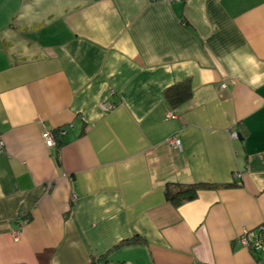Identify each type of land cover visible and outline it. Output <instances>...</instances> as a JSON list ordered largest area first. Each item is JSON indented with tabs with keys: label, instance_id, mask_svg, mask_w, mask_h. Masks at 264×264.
<instances>
[{
	"label": "crops",
	"instance_id": "1",
	"mask_svg": "<svg viewBox=\"0 0 264 264\" xmlns=\"http://www.w3.org/2000/svg\"><path fill=\"white\" fill-rule=\"evenodd\" d=\"M0 134V264H264V0H0Z\"/></svg>",
	"mask_w": 264,
	"mask_h": 264
},
{
	"label": "trees",
	"instance_id": "2",
	"mask_svg": "<svg viewBox=\"0 0 264 264\" xmlns=\"http://www.w3.org/2000/svg\"><path fill=\"white\" fill-rule=\"evenodd\" d=\"M164 96L169 105L173 108L179 107L188 101L192 96V85L189 79L178 82L164 92ZM224 184L222 186H228ZM220 184L211 182L182 183L170 182L165 187V197L172 204L179 205L185 201L192 200L196 197L199 189L218 188ZM259 232V231H258ZM142 240L139 236L132 239L124 240L123 243L130 244ZM260 251V250H254Z\"/></svg>",
	"mask_w": 264,
	"mask_h": 264
},
{
	"label": "built area",
	"instance_id": "3",
	"mask_svg": "<svg viewBox=\"0 0 264 264\" xmlns=\"http://www.w3.org/2000/svg\"><path fill=\"white\" fill-rule=\"evenodd\" d=\"M170 1H172V0H170ZM114 106H115L114 104H111L108 102L102 103V107L104 109H111ZM176 116L177 115L174 111H170L167 114V117H176ZM230 136L232 138H236L238 136L237 131L230 130ZM43 138L49 147L56 145V139H55L52 131H50V130L44 131L43 132ZM167 141L170 145H173L174 147L182 148L181 139L176 137V136H172V137L168 138ZM4 149H5V140H4L3 136L0 134V152L3 151ZM236 176H241V173L237 172ZM263 231H264L263 226L259 230H256V229L244 230L239 235L238 241L243 246H245L251 250H264V241L262 240V233H261Z\"/></svg>",
	"mask_w": 264,
	"mask_h": 264
},
{
	"label": "water",
	"instance_id": "4",
	"mask_svg": "<svg viewBox=\"0 0 264 264\" xmlns=\"http://www.w3.org/2000/svg\"><path fill=\"white\" fill-rule=\"evenodd\" d=\"M239 138L241 139V134H238Z\"/></svg>",
	"mask_w": 264,
	"mask_h": 264
}]
</instances>
